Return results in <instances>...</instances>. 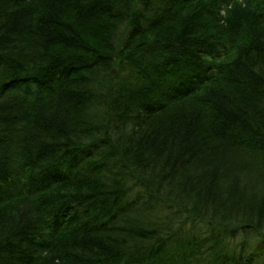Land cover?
<instances>
[{
    "label": "trees",
    "instance_id": "16d2710c",
    "mask_svg": "<svg viewBox=\"0 0 264 264\" xmlns=\"http://www.w3.org/2000/svg\"><path fill=\"white\" fill-rule=\"evenodd\" d=\"M168 201L264 241V0H0V264H161Z\"/></svg>",
    "mask_w": 264,
    "mask_h": 264
},
{
    "label": "rangeland",
    "instance_id": "374dc122",
    "mask_svg": "<svg viewBox=\"0 0 264 264\" xmlns=\"http://www.w3.org/2000/svg\"><path fill=\"white\" fill-rule=\"evenodd\" d=\"M117 72L118 70L115 73ZM167 203L170 206L161 208V213L156 218L159 222L169 220L172 227L170 230L162 231V233L169 232L172 234V244L168 245L167 250L165 249L161 255L160 259H163L161 264H200L199 262L206 260V258L212 262L211 259L215 260L213 256L224 253V250L231 259L238 257L240 253L246 258L252 254V264H264V241L262 243L260 239H257L254 232L245 233L242 225L235 228L234 225L240 224L236 220H243L240 217L237 218L234 214L228 213L227 216L234 221H224L222 222L224 223L223 226H221L213 222L215 219L217 220V216H214L211 211L201 215L197 210L200 208L199 205L188 204L187 208L191 210L178 212L179 207L174 202L168 201ZM222 208L216 209L224 212ZM214 211L217 213V210L214 209ZM217 214L221 216L220 213ZM229 217L225 216L224 219ZM218 220L219 222L223 221L220 217ZM262 228L256 231L257 236H259L258 233L264 236V225ZM192 237L195 239L194 242H198L199 247L187 249L188 246H186L182 250L183 244L187 242L186 239ZM217 240L223 243L221 247L217 246ZM189 243L191 242L189 241ZM244 245L245 247H243Z\"/></svg>",
    "mask_w": 264,
    "mask_h": 264
}]
</instances>
